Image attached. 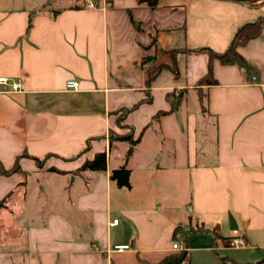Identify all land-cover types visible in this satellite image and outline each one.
Segmentation results:
<instances>
[{
  "label": "crops",
  "instance_id": "1",
  "mask_svg": "<svg viewBox=\"0 0 264 264\" xmlns=\"http://www.w3.org/2000/svg\"><path fill=\"white\" fill-rule=\"evenodd\" d=\"M95 1L0 0V77L23 88L0 87V163L11 169L29 156L0 176V264L157 263L171 253L150 216L165 196L185 199L179 226L212 234L215 249L247 252L230 261H264L261 1ZM238 32L253 72L214 59L215 84L199 86L209 66L201 50L223 53ZM130 130L136 145L109 143V131ZM101 152L105 171L75 173ZM121 167L129 189L110 180ZM156 214L171 237L176 225ZM234 236L245 246L226 247ZM120 245L129 249L113 250Z\"/></svg>",
  "mask_w": 264,
  "mask_h": 264
},
{
  "label": "trees",
  "instance_id": "2",
  "mask_svg": "<svg viewBox=\"0 0 264 264\" xmlns=\"http://www.w3.org/2000/svg\"><path fill=\"white\" fill-rule=\"evenodd\" d=\"M136 1L139 4H145L146 6H148L151 9L155 8L159 2V0H136ZM95 3H96V1H95ZM260 5H262L264 7V2H261ZM263 21H264V15L259 18L258 22H263ZM28 27H30V24L28 25ZM239 32L237 33L235 38L231 41L228 48L223 53H215L209 49H202L201 50V51L207 53V55L209 57V66H208L207 74L205 76H203L197 82V84L199 86L215 84V81L212 78V72H211V62L214 59L218 60L223 65H236L240 69L245 71L247 74H251L253 72L252 67L237 52V48L245 42V38H241V39L238 38ZM159 70L160 69H157L156 71L151 73V75L149 76L148 81H147L148 86L150 85V82L152 81V79L159 72ZM179 98H180V95L176 98L171 99V108H170L169 112H173L174 110H176L178 103H179ZM200 101L202 102L201 96H200ZM127 112H128L127 110L120 111V115H119L118 121H117L119 126H120V123L122 122L124 116L127 114ZM164 114H165V112H158L156 114V117L164 115ZM108 140H109V143L114 142V141L127 142L131 146H134L138 143L139 139L133 140L132 131L130 130L128 133L121 134V135L114 133L113 131H109ZM90 142H91V140H88L86 142L85 148H84L82 153L88 151L89 146H90ZM52 156L53 155L48 154L43 158V160L34 159V161L39 165V164H41L42 161H44V160H46ZM24 157H29V156L27 154H23L22 156L18 157L16 159L15 165L11 169H5L2 166V164L0 163V176H9L13 173L19 172L20 168L18 166V160L20 158H24ZM106 165H107L106 153L105 152L97 153V154H95V156L92 160L84 161L83 164L75 171V173H80L83 171H94V172L105 171ZM50 170L57 172V173H60V174H64L63 171H58L55 169H50ZM129 174H130L129 170H127L125 167H121L119 169H115V170L110 172V180L112 182H114L118 188L129 189L130 188ZM178 229H179V227H177L175 229L173 238L175 237V233ZM195 232L196 233H202V232H206V231L199 229V230H196ZM221 261L223 264H225L227 262H230L231 264H263L264 263L263 260L257 261L255 263H236V262L230 261L226 257L221 258ZM142 264H189V254H188L187 250H183L179 253L168 254L161 261H159L157 263L144 262Z\"/></svg>",
  "mask_w": 264,
  "mask_h": 264
},
{
  "label": "rangeland",
  "instance_id": "3",
  "mask_svg": "<svg viewBox=\"0 0 264 264\" xmlns=\"http://www.w3.org/2000/svg\"><path fill=\"white\" fill-rule=\"evenodd\" d=\"M33 1V5H37L39 3H44L47 6L55 7L56 5H62L64 1L66 0H29ZM41 162L43 164L45 161ZM40 165V164H39ZM113 204H115V199L113 198ZM155 212L154 214H151L150 216L155 220L154 231L156 232V235L160 237L163 242V244H172L174 241L179 240L181 244L183 245V250H187L189 254V264H223L221 261V258H225L228 254H233L235 256H238L240 258H246L247 252L241 251V250H232V251H224L223 249H215L212 243V234H207L206 232L202 233H196V230H199L201 228L196 227L195 225L191 226V224H185L182 226H179V221L185 220L186 216L189 214V210L187 207H185V199L181 197L180 200H175V198H172V196H165V199L163 200L162 206L158 207L156 209H153ZM156 213L161 214L163 217H165L167 220L172 222L175 226V229L179 227V229L175 233V237L173 238L174 231L172 232L171 237L165 234L164 228H160L158 216ZM117 218L121 220L122 216L119 214H116ZM191 232V233H190ZM195 232V233H194ZM226 247H232L230 242L225 243ZM213 249H208V248ZM182 250V251H183ZM181 252V251H180ZM179 253L171 250L170 254ZM262 255L254 256L252 260L254 261H260ZM225 264H229L228 262Z\"/></svg>",
  "mask_w": 264,
  "mask_h": 264
},
{
  "label": "built area",
  "instance_id": "4",
  "mask_svg": "<svg viewBox=\"0 0 264 264\" xmlns=\"http://www.w3.org/2000/svg\"><path fill=\"white\" fill-rule=\"evenodd\" d=\"M83 2V5L85 8L87 9H91L95 7V0H79ZM256 80V78L254 76L251 77V81L254 82ZM1 86H7L10 91L12 92H17V91H21L23 88L19 83L16 82H11L9 79L5 78V77H0V87ZM66 88L69 90H74L77 88V83L75 81H68L66 83ZM118 223V221L115 219L111 222L110 226H116ZM230 244L232 245V247L235 248H241L245 246V242L242 238L238 237V236H234L232 237ZM129 246L128 245H120V246H114L113 250L121 252V251H125L128 250ZM171 250L175 251V252H180L183 250V245L181 244V242L179 240L174 241L171 244Z\"/></svg>",
  "mask_w": 264,
  "mask_h": 264
},
{
  "label": "water",
  "instance_id": "5",
  "mask_svg": "<svg viewBox=\"0 0 264 264\" xmlns=\"http://www.w3.org/2000/svg\"><path fill=\"white\" fill-rule=\"evenodd\" d=\"M231 1H236V2H254V1H261V2H264V0H231Z\"/></svg>",
  "mask_w": 264,
  "mask_h": 264
}]
</instances>
